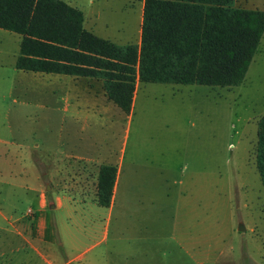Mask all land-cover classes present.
<instances>
[{
	"label": "rangeland",
	"instance_id": "1",
	"mask_svg": "<svg viewBox=\"0 0 264 264\" xmlns=\"http://www.w3.org/2000/svg\"><path fill=\"white\" fill-rule=\"evenodd\" d=\"M68 2L86 10L90 0ZM143 2L96 0L92 9L103 4L122 10L124 16L109 15L128 19L134 34L129 39L138 43ZM231 4L264 10V0ZM14 36L0 28V136L10 127L14 137L28 142L51 143L60 129L66 138L68 97L64 90L44 94L51 83L45 78L12 76ZM254 56L238 85L138 82L129 113L102 96L101 80H84L109 109L106 160L65 159L60 175L49 180L47 165L36 159L51 186L42 212L44 235L31 237L34 244L13 237L21 245L9 264H264V186L255 162L264 115V34ZM123 151L125 176L103 206L97 196L100 167L118 169ZM133 159L135 173L128 172ZM22 208L29 221L36 215L31 201ZM28 225V231L35 226Z\"/></svg>",
	"mask_w": 264,
	"mask_h": 264
},
{
	"label": "trees",
	"instance_id": "2",
	"mask_svg": "<svg viewBox=\"0 0 264 264\" xmlns=\"http://www.w3.org/2000/svg\"><path fill=\"white\" fill-rule=\"evenodd\" d=\"M232 0H144L140 45H118L84 28L65 0H0V28L22 36L16 67L102 75L108 98L129 113L136 83L233 86L243 81L264 34V10ZM256 167L264 186V115ZM117 169L101 165L97 196L109 205Z\"/></svg>",
	"mask_w": 264,
	"mask_h": 264
},
{
	"label": "crops",
	"instance_id": "3",
	"mask_svg": "<svg viewBox=\"0 0 264 264\" xmlns=\"http://www.w3.org/2000/svg\"><path fill=\"white\" fill-rule=\"evenodd\" d=\"M95 2L96 0H90L86 4V10L81 7L84 13V28L86 30H89L102 39H109L118 45L130 43L140 45L143 14L136 35L138 43H135L132 39H129L134 34L130 33L128 19L126 20L125 18V21L123 19L118 21L109 15L111 13L115 17L122 16V14L124 16L122 10L113 9L112 12L109 8L106 9L103 7V4L94 10L92 7ZM122 26H125L126 32L123 31ZM12 33L15 34L14 38L18 43V50L15 53L13 67L11 69L12 76L32 74L33 77L37 76L41 80L45 78L48 80V84L49 82L51 83L49 89L44 94L55 95L61 90H64V95L68 98H66L67 102L63 109L69 113V121L67 123L69 131L66 135L67 137L63 138L60 129L58 135H53V141L51 143H44L40 140L28 142L30 141L28 137L16 138L12 135L10 127L6 128L3 132L4 134L0 136V261L8 258V255H11L14 250H20V242H15L13 237L21 238L20 235H22L28 244H34L33 239L30 240L31 237L36 235L34 237L37 238L38 236L44 235L43 229L45 227H43V224L45 223V219L42 217V212L46 204H48L46 189L50 188H47L49 184L45 183L36 159L39 160V163H45L47 165L48 170L45 172L46 178L49 180L54 179L55 176L60 175V164L65 159L105 161L106 145L109 143L110 138V130L107 128V117L105 116V113L109 109L97 97V94H95L97 92H93L94 87L92 84H87L84 81L91 80L93 82H99L101 80L103 84L102 96L108 98L105 77L98 74L84 76L18 69L16 67V60L20 54L22 36L14 32ZM16 36H19V41ZM13 85L15 87V83L13 81L10 82V93L13 91ZM24 89L34 90L27 87ZM37 90L41 92V89ZM22 103L28 104L29 102L23 100ZM54 104L57 105V101L53 102ZM62 125L64 124L61 123ZM123 143V149H125L126 140ZM121 160L122 163H120L121 166L117 169L114 183V189L117 191L121 185L122 177L125 176L126 172L124 151L121 154ZM130 164L132 167H129L131 169L127 167L128 172L135 173L137 167L134 159ZM28 201H31L36 206V210H33L36 215L30 221L27 219V213L22 212V206ZM263 219V217L260 218L261 221ZM30 222H34L35 226L34 228L32 227L31 231H28V224ZM19 224L24 225V228H18ZM256 228L254 226L251 229L254 231ZM24 247L26 248L27 246L24 245ZM14 260L16 261L15 257L11 255L5 261V264L13 263Z\"/></svg>",
	"mask_w": 264,
	"mask_h": 264
},
{
	"label": "water",
	"instance_id": "4",
	"mask_svg": "<svg viewBox=\"0 0 264 264\" xmlns=\"http://www.w3.org/2000/svg\"><path fill=\"white\" fill-rule=\"evenodd\" d=\"M47 188H50V185H47ZM50 205H51V207H55V204H54V203H50ZM239 229H240V230H244L245 227H244L243 225H241V226L239 227Z\"/></svg>",
	"mask_w": 264,
	"mask_h": 264
}]
</instances>
